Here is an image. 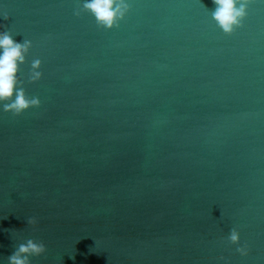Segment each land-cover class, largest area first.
Listing matches in <instances>:
<instances>
[{
    "label": "clouds",
    "instance_id": "9594fccd",
    "mask_svg": "<svg viewBox=\"0 0 264 264\" xmlns=\"http://www.w3.org/2000/svg\"><path fill=\"white\" fill-rule=\"evenodd\" d=\"M214 9L212 18L226 35H232L235 30L243 26V20L248 14L250 0H212ZM130 10L127 0H84L81 7L74 10V15L79 17L82 12L90 13L95 17L98 26L105 29L119 27V21L123 20ZM4 19H8L7 16ZM32 47L30 40L24 39L23 43L14 41L9 31L0 32V102L4 103V111L14 115H20L32 107H39L38 97L28 98L23 88V81L18 77L20 65L26 62V54ZM41 60L35 59L31 64L29 76L30 82L41 79ZM13 97H15L13 99ZM28 224L35 226V218H29ZM228 240L232 244H239L240 234L233 228ZM46 245L28 239L21 243L12 255L8 257V264H31L30 257H38L46 252ZM237 251L245 256L248 254L247 245L238 247Z\"/></svg>",
    "mask_w": 264,
    "mask_h": 264
}]
</instances>
